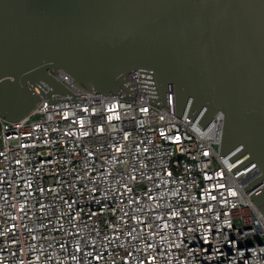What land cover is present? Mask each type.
Masks as SVG:
<instances>
[{
  "label": "built area",
  "instance_id": "2783aa9c",
  "mask_svg": "<svg viewBox=\"0 0 264 264\" xmlns=\"http://www.w3.org/2000/svg\"><path fill=\"white\" fill-rule=\"evenodd\" d=\"M49 74L83 101L0 117V264H264L250 167L219 156L221 112L177 117L171 87L155 104L137 69L134 97Z\"/></svg>",
  "mask_w": 264,
  "mask_h": 264
},
{
  "label": "water",
  "instance_id": "95a60500",
  "mask_svg": "<svg viewBox=\"0 0 264 264\" xmlns=\"http://www.w3.org/2000/svg\"><path fill=\"white\" fill-rule=\"evenodd\" d=\"M137 69L148 100L187 106L204 126L222 114L219 156L264 216V0H0V117L15 122L41 97L70 95L49 72L91 93L121 89ZM35 89L37 93L34 92ZM257 190L255 191V188Z\"/></svg>",
  "mask_w": 264,
  "mask_h": 264
},
{
  "label": "bare ground",
  "instance_id": "6f19581e",
  "mask_svg": "<svg viewBox=\"0 0 264 264\" xmlns=\"http://www.w3.org/2000/svg\"><path fill=\"white\" fill-rule=\"evenodd\" d=\"M248 169H249V168H248ZM245 173H247V169H246Z\"/></svg>",
  "mask_w": 264,
  "mask_h": 264
}]
</instances>
